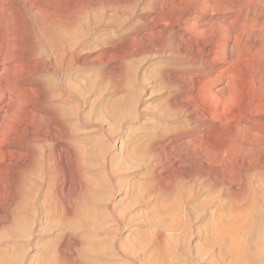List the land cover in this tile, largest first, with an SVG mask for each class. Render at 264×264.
Listing matches in <instances>:
<instances>
[{"label":"rangeland","instance_id":"obj_1","mask_svg":"<svg viewBox=\"0 0 264 264\" xmlns=\"http://www.w3.org/2000/svg\"><path fill=\"white\" fill-rule=\"evenodd\" d=\"M190 39L216 123L166 117ZM0 59V264H264V0H0Z\"/></svg>","mask_w":264,"mask_h":264},{"label":"bare ground","instance_id":"obj_2","mask_svg":"<svg viewBox=\"0 0 264 264\" xmlns=\"http://www.w3.org/2000/svg\"><path fill=\"white\" fill-rule=\"evenodd\" d=\"M224 51L225 50L221 48L220 42H204L196 39H190L186 42L181 57L189 63L187 71H196L197 73L192 77L163 76V80L166 81L176 93V99H170L169 101L171 110L174 111L169 112L170 114L166 115L167 118L177 117L178 119L183 118L185 121L199 123L204 121L216 123L218 121L220 108L223 103L220 97L221 94L213 93L211 88L214 83L221 80L230 70V64L223 55ZM2 62L3 60L0 59V66H2ZM3 67V72L0 73V96H2L4 90L10 91L11 87H15L19 80L16 75L15 67L5 68V64ZM232 79L231 77L230 80L232 81ZM231 81L224 89L227 90L229 88ZM9 104H11V100ZM6 109H10V105H8ZM180 115H182V117ZM181 135L180 130L174 129L171 133L169 132L165 135L162 140H155L156 144L152 143L153 146L155 145L152 148L153 150L151 149L152 152L155 155H162V152L166 155L167 148L163 145L171 146L176 142V138H179ZM181 146H178V148ZM164 160L165 159L160 158L162 164Z\"/></svg>","mask_w":264,"mask_h":264}]
</instances>
